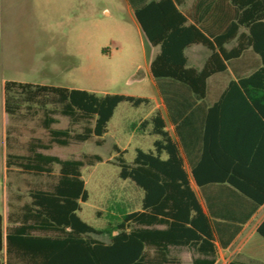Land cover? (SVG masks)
Segmentation results:
<instances>
[{
    "label": "trees",
    "instance_id": "obj_1",
    "mask_svg": "<svg viewBox=\"0 0 264 264\" xmlns=\"http://www.w3.org/2000/svg\"><path fill=\"white\" fill-rule=\"evenodd\" d=\"M136 1L130 0L139 26L150 44L160 48L150 69L159 82L170 119L177 122L179 115L174 111L175 99L171 101L176 95L167 93V89H185L191 96L186 102L191 106L203 102L209 79L226 72L229 65L251 50L258 56L259 66L251 75L230 81L225 93L226 97L236 93L239 127L255 115L264 120V0H196L185 11L179 9L184 0ZM192 45H202L210 53L201 69L188 66L185 50ZM4 93L10 118L33 117L41 112V127L49 135L47 141H29L26 155L9 153L8 170L33 169L36 172L30 175L51 177L53 182L47 188L31 189L30 202L9 213L7 228L0 215V264H181L170 256L171 247L190 248L195 254L193 264H215L217 234L224 247L235 234L225 238L228 233L223 230L228 223L220 219L231 220L234 215L241 225L245 224L264 204V184L255 181L249 160L254 149L243 131L237 135L241 160L234 168L225 165L220 173L219 99L204 120L199 134L201 156L192 167V178L205 196L207 212L184 169L181 144L172 139L158 110L140 125L143 131L152 126L150 134L157 137L153 149H137L129 164L125 151L114 146L120 178L133 181L144 192L141 210L122 215L107 229H96L79 216L81 204L89 199L81 169L86 163L102 161L101 157L61 159L38 150L68 146L71 141L86 142L92 137L100 138L97 144L101 145L121 103L139 107L149 105L151 100L16 81H7ZM56 115L67 117L72 125L83 123L82 130L54 128L59 123ZM182 126L183 122L178 135L187 148ZM55 165L59 166L57 175L52 174ZM220 184L230 186L239 195V206L220 207L217 191L211 188ZM258 234L264 238V221ZM229 264L252 263L232 260Z\"/></svg>",
    "mask_w": 264,
    "mask_h": 264
},
{
    "label": "rangeland",
    "instance_id": "obj_2",
    "mask_svg": "<svg viewBox=\"0 0 264 264\" xmlns=\"http://www.w3.org/2000/svg\"><path fill=\"white\" fill-rule=\"evenodd\" d=\"M190 1V0H189ZM200 50L201 61L190 58ZM159 47H154L139 26L126 0H0V215L4 227L8 215L30 202L31 189L53 182L47 176L7 168L9 153L26 155L27 143L34 137L49 139L37 117L12 119L3 117V83L16 81L70 89L86 90L99 95L121 94L149 98V105L121 103L100 139L71 141L68 146L54 145L49 151L63 159L99 156L82 167V177L89 193L79 216L96 229H107L122 215L141 210L144 192L131 180L120 178L117 145L132 164L137 149L149 151L157 137L140 128L143 120L161 110L170 126L160 99L158 81L150 64ZM209 51L202 45L188 50V66L200 67ZM220 87V75L211 80V91ZM52 107V106H50ZM22 113H27L26 109ZM53 127L80 132L83 123L72 125L67 117L56 115ZM192 181L191 174H189ZM193 187L201 201L200 191ZM202 202V201H201ZM108 240L107 237H102ZM224 259L246 260L232 254ZM171 257L181 264H192L195 254L188 248H171Z\"/></svg>",
    "mask_w": 264,
    "mask_h": 264
},
{
    "label": "crops",
    "instance_id": "obj_3",
    "mask_svg": "<svg viewBox=\"0 0 264 264\" xmlns=\"http://www.w3.org/2000/svg\"><path fill=\"white\" fill-rule=\"evenodd\" d=\"M126 1L130 9L134 12L130 0H126ZM195 1L196 0H190V1L184 0V4L179 6V9L181 11H185V9L190 8ZM136 2L139 3L140 0ZM195 46L197 45H192L185 50L186 56L188 50H191ZM159 51L155 54V56L159 53ZM201 53L202 51L195 49L191 52L190 58L194 59L196 62H199V60L201 61ZM209 54L205 57L203 56V60L201 62L200 67H194V66H190V67L201 69ZM187 58L189 63L190 58L188 56ZM259 64L260 63L258 56L253 54L251 50L248 51L240 59L234 61L231 65H229L228 70L226 72L212 76L208 81V94L206 99L203 102L193 103L192 106L190 105L191 103L186 102V100L190 99L191 96L186 95L185 89L179 86H175L172 89H167L166 90L167 93H172L176 95L171 98V101L172 99H175L174 111L176 115H179V119L177 122L170 119L167 108V102L162 97L161 91L159 89L161 95L160 99L165 107L170 126H168V122L165 116L163 115L162 111L161 110L159 111L161 112L165 120L166 129L169 132L170 136L175 142L181 144L180 151L184 161V169L188 175L191 174V177H192V167L201 156V144H200L199 134L203 132L204 120L206 118V115L208 114L209 108L213 106V104H215L220 99V156H219L220 173L223 172V168L225 167V165H229L230 167L234 168L235 165H238V162L236 161L241 160L242 156L240 152H238L237 150L240 146V142L237 135L241 134V132L243 131V134H245L246 137L245 139L248 142L250 141L249 143H251V146L254 149V152L249 155V160L254 166V170H253L255 175L254 179L257 183L264 184V120L260 119L255 115L254 117L249 118V121L244 122L243 125L242 123H240L241 126L239 127L238 124L239 101H237V96H234L236 93L233 96L231 95L229 97L228 96L226 97V93H225L230 81L251 75L257 69ZM218 75H220V87H217L215 91H211L210 88L211 80ZM6 82L7 81L3 83V101H2V109L4 114L3 117L5 119L8 118L9 121H11L12 119H18V118L16 117L10 118L6 112L5 93H4V85ZM34 115L35 116H33V118L37 117L41 126L42 113L38 112ZM182 122H183V126L181 129L183 134L186 136L187 142L189 143L187 148H184V146H182L180 136L178 135V127H180ZM240 128L243 129L241 130ZM194 134H196V137L191 138V136ZM34 138H38V137H34ZM32 139H30L29 141H31ZM191 143H195V145L191 146ZM27 148H29L28 143H27ZM47 151L49 150H38V153H41L43 155L59 157L55 154H50ZM234 151H236L237 153ZM13 168L17 169L19 172H23L26 174L36 172L33 169L28 171L18 167H12L9 170H12ZM58 173H59V166L55 165L52 168V174L57 175ZM193 182L194 180L192 178L191 187L195 191L193 187ZM48 186L49 184L43 188H47ZM196 187L198 188L197 185ZM211 188L216 189L217 191V195H216L217 203L220 205V207L231 205L234 208L235 205L236 206L240 205L239 195H235L230 186L220 184L215 187L213 186ZM198 190L200 191L199 188ZM200 197L202 202L200 201L199 197L198 199L202 207L204 208V211L207 212L205 196L204 194L201 193V191H200ZM220 221L228 223L227 226H224L225 229L223 230V233H228V235L225 238L227 239L229 238L230 235L229 233H235V234L232 236L230 242L226 247L222 246L221 244L220 233L217 234V240H216L217 259L215 264H229L232 260H238V259H231V260L224 259L225 258L224 255L228 254L231 248H233L232 254L248 259V261L241 259L239 261L252 263V264H264V238H262L258 234V228L264 221V204L256 210V212L251 216V218L245 224L241 225L239 223V217L235 218L234 215L233 217H231V220L220 219ZM171 248H170V255H171ZM176 248H188V247H176ZM188 249L191 250L190 248Z\"/></svg>",
    "mask_w": 264,
    "mask_h": 264
}]
</instances>
